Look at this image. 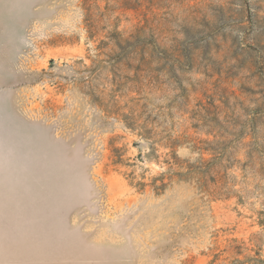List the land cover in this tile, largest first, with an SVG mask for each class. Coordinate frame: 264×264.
I'll return each mask as SVG.
<instances>
[{
	"label": "rangeland",
	"instance_id": "rangeland-1",
	"mask_svg": "<svg viewBox=\"0 0 264 264\" xmlns=\"http://www.w3.org/2000/svg\"><path fill=\"white\" fill-rule=\"evenodd\" d=\"M0 264H264V0H0Z\"/></svg>",
	"mask_w": 264,
	"mask_h": 264
},
{
	"label": "trees",
	"instance_id": "trees-1",
	"mask_svg": "<svg viewBox=\"0 0 264 264\" xmlns=\"http://www.w3.org/2000/svg\"><path fill=\"white\" fill-rule=\"evenodd\" d=\"M114 164H119L121 163V159L119 157H117L114 161H113Z\"/></svg>",
	"mask_w": 264,
	"mask_h": 264
}]
</instances>
